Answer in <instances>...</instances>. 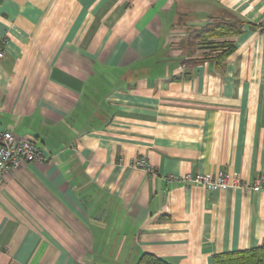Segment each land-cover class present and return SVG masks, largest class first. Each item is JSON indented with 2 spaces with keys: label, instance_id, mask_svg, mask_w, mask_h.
<instances>
[{
  "label": "crops",
  "instance_id": "0c3cea01",
  "mask_svg": "<svg viewBox=\"0 0 264 264\" xmlns=\"http://www.w3.org/2000/svg\"><path fill=\"white\" fill-rule=\"evenodd\" d=\"M227 15L244 25L220 66L186 53ZM262 21L264 0H0V132L43 155L0 187V264H213L264 243V191L183 181L264 175Z\"/></svg>",
  "mask_w": 264,
  "mask_h": 264
},
{
  "label": "trees",
  "instance_id": "16d2710c",
  "mask_svg": "<svg viewBox=\"0 0 264 264\" xmlns=\"http://www.w3.org/2000/svg\"><path fill=\"white\" fill-rule=\"evenodd\" d=\"M244 21L233 18L212 20L199 29L189 32L186 39V53L194 54L196 49H202L203 58H212L217 66L232 52V44L226 38L238 34ZM210 56V57H209ZM213 264H264V243L240 250H232L215 254ZM135 264H171L162 258L148 252H143Z\"/></svg>",
  "mask_w": 264,
  "mask_h": 264
},
{
  "label": "built area",
  "instance_id": "2783aa9c",
  "mask_svg": "<svg viewBox=\"0 0 264 264\" xmlns=\"http://www.w3.org/2000/svg\"><path fill=\"white\" fill-rule=\"evenodd\" d=\"M264 28V21L260 24ZM3 56L0 51V58ZM43 155L34 137L27 136L17 138L11 131L4 130L0 132V187L4 182L6 174L10 170L19 169L20 167L31 163L41 161ZM134 166L145 167L149 169L144 158H136ZM183 181L200 185L206 189H227L241 188L245 190L255 189L264 191V175H260L252 182L242 181L238 175H229L224 171L216 175L204 174H186Z\"/></svg>",
  "mask_w": 264,
  "mask_h": 264
},
{
  "label": "rangeland",
  "instance_id": "374dc122",
  "mask_svg": "<svg viewBox=\"0 0 264 264\" xmlns=\"http://www.w3.org/2000/svg\"><path fill=\"white\" fill-rule=\"evenodd\" d=\"M229 17H227L228 20L232 21L233 20V17H231L230 15H227Z\"/></svg>",
  "mask_w": 264,
  "mask_h": 264
}]
</instances>
